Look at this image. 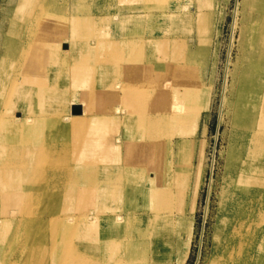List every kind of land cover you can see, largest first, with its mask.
Instances as JSON below:
<instances>
[{"label": "bare ground", "instance_id": "6f19581e", "mask_svg": "<svg viewBox=\"0 0 264 264\" xmlns=\"http://www.w3.org/2000/svg\"><path fill=\"white\" fill-rule=\"evenodd\" d=\"M1 2L0 264H66V254L72 264H159L166 249L180 256L174 214L192 224L198 183L186 202L191 168L176 138L196 127L198 112L184 106L198 81L183 73L196 53L179 33L197 21V0ZM241 28L229 161L203 264H264V0L244 1ZM151 88L159 95L152 111Z\"/></svg>", "mask_w": 264, "mask_h": 264}, {"label": "rangeland", "instance_id": "374dc122", "mask_svg": "<svg viewBox=\"0 0 264 264\" xmlns=\"http://www.w3.org/2000/svg\"><path fill=\"white\" fill-rule=\"evenodd\" d=\"M244 1L197 0L195 10L199 11L198 17L200 15L204 16L203 19L200 20L197 17V21L191 27H188L189 31L179 33V39L188 40L190 49L196 53L195 63L190 64L183 71L184 75L198 81V83L191 84V95H195V101L194 103L184 104V108L190 107L191 110H196L198 117L196 127L192 126L184 136L176 139L180 141V152L183 149L187 150H183L182 153L186 154L185 156L189 159L191 168L189 178L184 183L186 189L184 200L187 202V189H190L192 183L194 186L196 182L198 183V197L195 203L196 206L194 205L192 224L182 226L181 222L186 215L180 216L178 219L177 213L174 214L176 215L175 223L177 227L176 232L173 229L172 236L176 244L184 245L183 253L179 256L178 252L172 254L171 250L160 251L157 254L160 259L158 260L159 264H203L213 248L221 192L230 154L233 122L228 113L227 102L233 83V72L241 55V18ZM2 2L1 4L5 6H9L11 3L10 0L5 2L2 0ZM184 22H179L181 28H184ZM165 23L161 28L164 31L172 27L170 22ZM174 25L177 28V24L174 23ZM153 29H150V35H155ZM203 29H205V32ZM161 34L162 36L164 34L168 35L167 32ZM204 35L207 37V45L203 41ZM163 49L157 53L158 56L163 54L162 59L166 55L164 53L165 49ZM203 51H206L205 55H202ZM165 57L167 58V56ZM152 88L147 97V107L151 111L156 104L154 100H159V95H155ZM161 99L164 102L168 99L173 101L171 95L170 97H161ZM12 124H10V127H14ZM14 125H16L17 132H20V123ZM105 139L108 141L106 156L114 160L117 151L114 149L115 133L112 129L106 131ZM165 141L167 142L164 144L166 147V145H169V140L166 139ZM33 211L36 218H41L43 208L38 206ZM188 219L191 218L188 217ZM108 224L107 221L106 229L109 231L111 227L109 228ZM64 258L68 260L66 264L73 263L68 254L64 255Z\"/></svg>", "mask_w": 264, "mask_h": 264}, {"label": "water", "instance_id": "95a60500", "mask_svg": "<svg viewBox=\"0 0 264 264\" xmlns=\"http://www.w3.org/2000/svg\"><path fill=\"white\" fill-rule=\"evenodd\" d=\"M73 113L74 114H81L82 113V108L80 106H75L73 108Z\"/></svg>", "mask_w": 264, "mask_h": 264}]
</instances>
